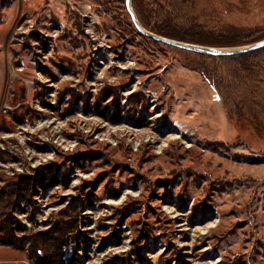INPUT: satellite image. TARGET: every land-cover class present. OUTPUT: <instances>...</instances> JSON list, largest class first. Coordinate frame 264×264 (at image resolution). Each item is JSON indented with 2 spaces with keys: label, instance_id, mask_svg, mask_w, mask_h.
Wrapping results in <instances>:
<instances>
[{
  "label": "rangeland",
  "instance_id": "obj_1",
  "mask_svg": "<svg viewBox=\"0 0 264 264\" xmlns=\"http://www.w3.org/2000/svg\"><path fill=\"white\" fill-rule=\"evenodd\" d=\"M174 1L223 48L264 38V0ZM205 54L127 0H0V240L72 218L74 264H264V53Z\"/></svg>",
  "mask_w": 264,
  "mask_h": 264
},
{
  "label": "trees",
  "instance_id": "obj_2",
  "mask_svg": "<svg viewBox=\"0 0 264 264\" xmlns=\"http://www.w3.org/2000/svg\"><path fill=\"white\" fill-rule=\"evenodd\" d=\"M135 8L139 15L141 21L148 27L151 26V31L162 35L164 37L190 42L195 44L214 46V47H223V46H237L241 45L237 41L238 37L234 36L231 38H226L224 36L218 37V39L211 37V39H205L202 37V33L198 32H186L185 24L180 23V15L177 12H180L177 9L178 3L174 0H153V6L157 8L158 14L156 18L158 23L151 25L150 20H147L146 17L152 13V9L147 7L146 0H134ZM151 5V4H150ZM151 5V6H152ZM190 28V27H189ZM233 38H235L233 40ZM237 38V39H236ZM205 39V40H204ZM264 39V38H263ZM262 39V40H263ZM261 41V40H258ZM258 41H251L249 43L253 44ZM247 45V44H246ZM264 53V47L250 50L247 52L229 54V55H213L205 54L207 57L212 58H221V59H230L238 61H248L251 59L256 60L258 56ZM204 74L207 73L206 70H201ZM38 183L41 187H51L57 183H60L62 179L58 178L57 169L53 165H48L45 167L43 172L38 173ZM34 175H23L20 177L19 181L16 183L17 188L21 194H25L31 188L33 183ZM71 203V204H70ZM81 206L80 200L74 196L71 197L69 205L64 209L63 213L66 216H71V212H79L76 210ZM73 210V211H72ZM67 220L63 225L54 223L49 229L45 231H40L31 237H21V238H11L5 237L0 240V244H10L15 248L24 249V241L29 240V260L34 264H74L75 256L72 255L70 260L67 261L63 258V248L67 244V236L75 229L73 225V220Z\"/></svg>",
  "mask_w": 264,
  "mask_h": 264
},
{
  "label": "water",
  "instance_id": "obj_3",
  "mask_svg": "<svg viewBox=\"0 0 264 264\" xmlns=\"http://www.w3.org/2000/svg\"><path fill=\"white\" fill-rule=\"evenodd\" d=\"M128 7L131 11L133 20L139 29V31L149 37H152L160 42L170 44L182 49H187L194 52H200V53H206V54H213V55H229V54H237L242 52H247L250 50H255L261 47H264V39L258 42H255L253 44L242 46V47H235V48H223V47H214V46H207V45H201V44H195L190 42H184L168 37H164L155 33H152L148 30H146L143 25L141 24L139 18L137 17L136 13L133 10L132 6V0H127Z\"/></svg>",
  "mask_w": 264,
  "mask_h": 264
},
{
  "label": "crops",
  "instance_id": "obj_4",
  "mask_svg": "<svg viewBox=\"0 0 264 264\" xmlns=\"http://www.w3.org/2000/svg\"><path fill=\"white\" fill-rule=\"evenodd\" d=\"M0 264H34L27 253L11 245L0 244Z\"/></svg>",
  "mask_w": 264,
  "mask_h": 264
},
{
  "label": "built area",
  "instance_id": "obj_5",
  "mask_svg": "<svg viewBox=\"0 0 264 264\" xmlns=\"http://www.w3.org/2000/svg\"><path fill=\"white\" fill-rule=\"evenodd\" d=\"M64 248H65V247H64ZM64 251H65V250H64ZM65 252H66V251H65ZM66 257H67V255H66V253H65V254H64V258L67 259Z\"/></svg>",
  "mask_w": 264,
  "mask_h": 264
}]
</instances>
